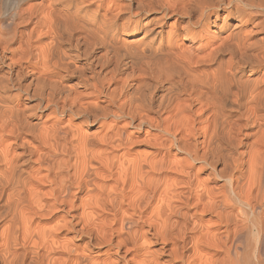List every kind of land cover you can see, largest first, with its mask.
I'll use <instances>...</instances> for the list:
<instances>
[{
  "label": "bare ground",
  "instance_id": "6f19581e",
  "mask_svg": "<svg viewBox=\"0 0 264 264\" xmlns=\"http://www.w3.org/2000/svg\"><path fill=\"white\" fill-rule=\"evenodd\" d=\"M0 264H264V0H11Z\"/></svg>",
  "mask_w": 264,
  "mask_h": 264
},
{
  "label": "rangeland",
  "instance_id": "374dc122",
  "mask_svg": "<svg viewBox=\"0 0 264 264\" xmlns=\"http://www.w3.org/2000/svg\"><path fill=\"white\" fill-rule=\"evenodd\" d=\"M11 7V0H0V14L9 12Z\"/></svg>",
  "mask_w": 264,
  "mask_h": 264
}]
</instances>
